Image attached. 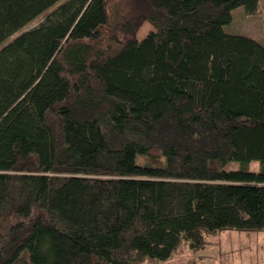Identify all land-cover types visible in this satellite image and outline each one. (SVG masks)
<instances>
[{"label":"trees","instance_id":"1","mask_svg":"<svg viewBox=\"0 0 264 264\" xmlns=\"http://www.w3.org/2000/svg\"><path fill=\"white\" fill-rule=\"evenodd\" d=\"M258 1L0 0V264L264 228V45L223 30Z\"/></svg>","mask_w":264,"mask_h":264},{"label":"rangeland","instance_id":"2","mask_svg":"<svg viewBox=\"0 0 264 264\" xmlns=\"http://www.w3.org/2000/svg\"><path fill=\"white\" fill-rule=\"evenodd\" d=\"M42 19L43 15L24 29L38 25ZM151 30L150 23L144 22L137 31V38H143ZM223 30L251 37L264 45V0L258 1L256 12L250 15L245 13L242 6L233 8L231 21L223 26ZM249 166L257 170L258 162L252 161ZM238 167L239 163L235 161L225 166L228 169ZM206 242L200 249H193L188 243H183L170 258L159 264H264V228L252 232L221 230L208 235Z\"/></svg>","mask_w":264,"mask_h":264}]
</instances>
